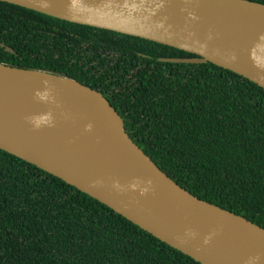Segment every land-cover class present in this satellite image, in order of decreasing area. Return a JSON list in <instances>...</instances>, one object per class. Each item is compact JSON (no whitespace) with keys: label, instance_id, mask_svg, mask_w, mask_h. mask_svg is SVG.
Returning <instances> with one entry per match:
<instances>
[{"label":"trees","instance_id":"obj_1","mask_svg":"<svg viewBox=\"0 0 264 264\" xmlns=\"http://www.w3.org/2000/svg\"><path fill=\"white\" fill-rule=\"evenodd\" d=\"M0 43V63L65 74L100 92L176 184L264 228L263 88L209 62L158 60L192 53L3 1ZM0 264L200 263L0 150Z\"/></svg>","mask_w":264,"mask_h":264},{"label":"water","instance_id":"obj_2","mask_svg":"<svg viewBox=\"0 0 264 264\" xmlns=\"http://www.w3.org/2000/svg\"><path fill=\"white\" fill-rule=\"evenodd\" d=\"M0 1L183 50L196 57L158 60L209 62L264 89L262 3ZM0 150L60 178L200 264H264L263 227L176 184L130 139L100 92L65 74L0 63Z\"/></svg>","mask_w":264,"mask_h":264}]
</instances>
